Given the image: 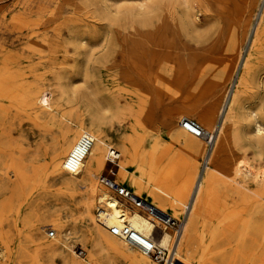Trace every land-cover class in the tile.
<instances>
[{
  "label": "bare ground",
  "instance_id": "obj_1",
  "mask_svg": "<svg viewBox=\"0 0 264 264\" xmlns=\"http://www.w3.org/2000/svg\"><path fill=\"white\" fill-rule=\"evenodd\" d=\"M134 1L137 4L125 11L122 9L125 3H120L122 7H118L119 0H85L81 3L72 0H41L26 7H16L14 15L0 24L3 30L9 29L6 35H0V96L4 86H15L16 91L26 97L27 104L38 109L44 117H50L54 126L61 127V136L56 140V146L62 145L63 148L56 160V170L65 176V189L71 199L77 201L82 221L92 224V227L94 225V231L89 232L90 247L87 250L80 248L81 253L74 254L84 262H87V255L92 251L127 256L135 264L153 262L142 253L138 245L110 233L112 228L127 226L135 233L148 237L154 230L152 221L157 223L155 216L148 218L135 208L130 210L110 193L108 184L112 183L111 180H108V184L106 181L101 183V176V186L96 184L97 173L105 166L104 160L114 154L119 160L115 165L121 177L116 183L127 184L124 187L134 196L176 220L183 211L184 229L178 240L175 257L178 264H264V171L260 172L264 162V74H260L264 71V59L261 58L264 49V0H246V10L238 20L229 23L228 33L235 37L231 46L234 56L231 59L217 60V65L224 76L223 86L231 84L235 76L236 83L229 100L224 101L227 105L218 114V117L222 115L221 121L216 120V114L210 115L206 112H199L200 116L195 120L198 124L202 123L199 125L207 132L215 134L213 146L209 148L203 140L194 136L189 138L180 133L176 137L178 144L185 150L204 156L205 166L202 172L193 158L186 169L180 164L165 169L161 164V156L155 158V150L138 159L128 139L118 141L114 147H110L103 134L105 112L108 108L100 102L98 106H101L103 114L91 113L87 109L86 115L76 116H73L74 113L72 116L62 114L58 105L56 109L51 105L53 100L56 104L67 97L65 82L69 81L72 86L75 83L74 74L66 72L62 75L61 70L56 74V83L52 84L48 80L51 72L45 70L39 61L45 59V55H41L45 51L59 52L62 48L72 47L76 56L74 60L77 59V62L84 57L88 63L107 66L115 59L117 52L114 29L126 18H139L154 24L171 17L177 20L182 29L195 35L199 44L208 42L212 35L221 32L226 21L222 16L213 15L210 0ZM60 21L65 24L64 28L68 33L66 37L57 28ZM25 32L31 33L38 46L33 45L32 49L23 48L16 54L5 53L1 40L15 33L22 35ZM251 32L250 50L238 71L243 49L246 48L245 44ZM218 49L214 47L210 51ZM202 61L203 57L195 55V71L203 73L211 67L203 65ZM61 65L66 67L64 62H57L54 67ZM89 75L88 72L84 73V79L88 80L91 77ZM198 75L195 74L196 80ZM54 112L59 117H55ZM184 118L191 119L181 111H174L166 119V124L180 131L177 125L181 128ZM233 148L238 150V157L233 154ZM30 183L28 176L16 171L11 196L0 201V224L8 222L7 213L15 210L19 212L22 208L21 192ZM97 207V215H94ZM97 221L102 223L104 230L95 227ZM65 226L59 217L55 218L51 225L53 228L47 230L46 236L63 234ZM156 242L161 247L170 248L173 245V236L165 232ZM47 248L55 256H58L61 249L58 244ZM220 253L223 255L219 256Z\"/></svg>",
  "mask_w": 264,
  "mask_h": 264
},
{
  "label": "rangeland",
  "instance_id": "obj_2",
  "mask_svg": "<svg viewBox=\"0 0 264 264\" xmlns=\"http://www.w3.org/2000/svg\"><path fill=\"white\" fill-rule=\"evenodd\" d=\"M40 1L6 0L0 4V24L4 19L14 15L13 11L16 7H26L31 3ZM72 1L81 3L85 0ZM120 3H125L127 6ZM136 4L134 0H119L118 7L122 5L125 7L121 6L122 9L127 11ZM209 5L213 15L222 16L226 21H224L223 30L212 35V38L203 44H199L195 39V35L182 29L177 20L171 17L156 21L154 24L144 22L139 18H126L119 27L117 26L114 29V42L117 52L115 53V59L107 66L93 62L88 63L84 57L79 58L77 62V59L74 60L76 56H74L72 47L62 48L59 52L50 50L42 53L41 55H45V59L39 61H41L40 63H42L45 70L51 72V74H48V80L52 84L56 83V74L60 70L62 75L66 72L74 74L73 82L75 84L73 83L72 86L69 81L65 82L67 90L65 96L67 97L56 104L53 100L54 103L51 104L53 109H56L58 105L60 110H57L60 113L71 116L73 113V116L77 114L86 115L87 109L91 113L103 114L101 106H98L100 102L108 108L105 112L103 134L105 142L110 147H114L118 141L128 139L138 159L155 150V158L158 159L161 156V164L165 169L173 168L176 164H180L186 169L188 163L194 160L197 162L199 171L202 172L203 166H205L204 156H197L195 153L185 150L176 141V137L180 133L189 138L193 137L178 125L180 131L170 128L166 124V119L174 111H181L195 121L200 116L199 112H206L210 115L216 114V120L219 119L218 122H220V119H222V115L218 117L220 109L225 108L227 102L224 101L229 100V96L234 91L236 76L231 84L228 83L225 84L226 87L223 86L224 76L217 65L219 63L217 60L221 58L231 59L234 56L231 46L235 41V37L228 33V27L229 23L238 20L246 10V0H210ZM145 24L152 26L149 27ZM64 25V22L60 21L57 28L66 37L68 33ZM8 30H3V27H0L1 37L6 35ZM252 32L246 43L247 45L245 44L246 48L243 49L238 71L241 69L243 61L250 50ZM33 38L29 32L22 35L15 33L3 38L1 45L5 53L16 54L23 48L31 47L32 49L33 45L38 46L35 38ZM214 47L219 49L211 52L210 50ZM246 50L247 52H245ZM195 55L203 57L202 64L211 67L203 73L198 70L195 71ZM261 58L264 59V49L261 52ZM57 62H64L66 67L62 65L54 67ZM86 72L91 76L88 80L84 79L83 76ZM195 74H199L197 80ZM260 74L263 75L264 71H261ZM3 90L0 96V201H5L11 196L17 170L28 176L31 183L21 192L23 206L19 209V212L15 210L7 213L8 222L0 224V264H135L127 256L112 255L104 251H92V253H89L90 255H87V262L76 257L74 253L80 254V248L87 250L90 247L89 232L94 231V225L92 227V224L82 221L77 201L72 200L69 192L65 189L63 180L65 176L56 170V160H58L63 148L62 145L56 146V140L61 136V127L54 126L50 117H44L38 109L27 104L26 97L22 96L21 92L18 93L15 86L8 84L3 87ZM69 104L70 106H67ZM53 114L55 117L58 116L55 112ZM199 124L202 125V123ZM233 154L238 157L236 148H233ZM104 163L103 170L97 173L96 184L101 186V176L119 182L121 177L119 176L118 167L110 165L106 159ZM110 170H112V173H110ZM130 170L135 171L134 169ZM263 171L264 162L260 167V172ZM183 173L184 171H182ZM120 185L127 186V184ZM79 186L81 185L79 184ZM120 201L130 210H134V207L130 204ZM43 209L44 211H42ZM97 210L98 207L94 210V215H97ZM181 213L177 219L179 221L184 218L183 211ZM58 217L61 223L66 225L63 229L64 233L57 234L54 237L46 236L47 230L53 228L51 227L53 220ZM95 227L104 230L101 222L97 221ZM55 244H58L61 248L58 256H55L47 248ZM138 255L140 256L139 253ZM221 255L223 253L219 254V256ZM152 264L158 263L153 261ZM175 264L178 263L175 261ZM220 264H226V262Z\"/></svg>",
  "mask_w": 264,
  "mask_h": 264
},
{
  "label": "built area",
  "instance_id": "obj_3",
  "mask_svg": "<svg viewBox=\"0 0 264 264\" xmlns=\"http://www.w3.org/2000/svg\"><path fill=\"white\" fill-rule=\"evenodd\" d=\"M181 129L187 134L203 140L209 148H211L215 142V134L207 132L202 126L192 119L184 118L181 121ZM117 160L118 157L114 154H111L106 158V161L113 166H115V162ZM110 173H112V170H110ZM108 180V177H102L101 183H105L104 181H106L108 184ZM108 186L111 193L119 200L130 204L148 218H154L153 216L157 218L155 219L157 223L152 221L154 230L148 237L135 233L127 226L122 228H112L110 230L111 235L122 238L123 240H129L130 242L138 245L146 257H149L158 264H175V261H177L175 257L179 243L178 240L184 229V218L179 221L172 218L168 214L157 210L153 205L137 198L115 181L109 183ZM165 232H170L174 238L173 245L170 248L161 247L156 242L157 238Z\"/></svg>",
  "mask_w": 264,
  "mask_h": 264
},
{
  "label": "crops",
  "instance_id": "obj_4",
  "mask_svg": "<svg viewBox=\"0 0 264 264\" xmlns=\"http://www.w3.org/2000/svg\"><path fill=\"white\" fill-rule=\"evenodd\" d=\"M6 0H0V4L4 3Z\"/></svg>",
  "mask_w": 264,
  "mask_h": 264
}]
</instances>
